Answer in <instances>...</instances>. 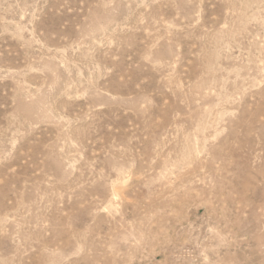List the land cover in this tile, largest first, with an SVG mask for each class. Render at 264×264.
Instances as JSON below:
<instances>
[{
    "label": "rangeland",
    "instance_id": "1",
    "mask_svg": "<svg viewBox=\"0 0 264 264\" xmlns=\"http://www.w3.org/2000/svg\"><path fill=\"white\" fill-rule=\"evenodd\" d=\"M0 264H264V0H0Z\"/></svg>",
    "mask_w": 264,
    "mask_h": 264
}]
</instances>
